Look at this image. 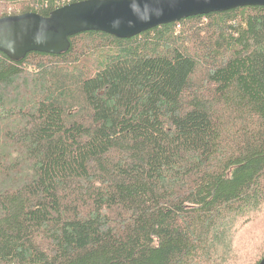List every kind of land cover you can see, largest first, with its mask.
<instances>
[{
    "label": "trees",
    "instance_id": "1",
    "mask_svg": "<svg viewBox=\"0 0 264 264\" xmlns=\"http://www.w3.org/2000/svg\"><path fill=\"white\" fill-rule=\"evenodd\" d=\"M69 42L0 52V264L226 261L264 208V6Z\"/></svg>",
    "mask_w": 264,
    "mask_h": 264
},
{
    "label": "water",
    "instance_id": "2",
    "mask_svg": "<svg viewBox=\"0 0 264 264\" xmlns=\"http://www.w3.org/2000/svg\"><path fill=\"white\" fill-rule=\"evenodd\" d=\"M245 6H264V0H81L47 16L35 12L1 16L0 52L11 60L29 52L60 54L68 50L69 38L81 32L131 38L183 18ZM257 264H264V256Z\"/></svg>",
    "mask_w": 264,
    "mask_h": 264
},
{
    "label": "rangeland",
    "instance_id": "3",
    "mask_svg": "<svg viewBox=\"0 0 264 264\" xmlns=\"http://www.w3.org/2000/svg\"><path fill=\"white\" fill-rule=\"evenodd\" d=\"M18 8H19L18 5L9 6L7 10L12 11V10H17ZM246 217H252L254 219L249 223L245 224V226L242 227V229L236 233L233 239V247L230 257L226 261H222V263H219L221 261H217L218 262L217 264H232L230 263V261L234 256L236 260H238L237 255L247 250L246 243L254 244L255 246H257V250H255L256 253L264 249V208L258 207L252 212H249L248 216ZM237 218L235 220H237L236 223L238 224L241 220L244 219L241 217L238 219ZM261 234H262V239H261L262 243L257 244L256 241L261 236ZM233 261H235V259Z\"/></svg>",
    "mask_w": 264,
    "mask_h": 264
}]
</instances>
